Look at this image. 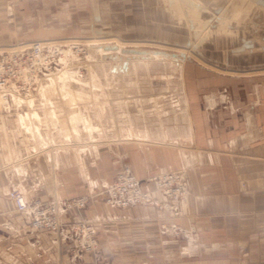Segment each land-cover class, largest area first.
<instances>
[{
  "label": "crops",
  "instance_id": "obj_1",
  "mask_svg": "<svg viewBox=\"0 0 264 264\" xmlns=\"http://www.w3.org/2000/svg\"><path fill=\"white\" fill-rule=\"evenodd\" d=\"M128 1L133 12L119 22L141 40L123 42L121 22L100 25L104 12L92 0L91 39L117 38L121 51L116 41L107 54L91 44L92 59L40 77L28 98L0 101V264L76 262L70 242L15 209L14 189L27 200L86 197L64 218L95 223L109 264H264V34L256 36L264 30L234 37L218 29L227 26L223 9L175 43L184 30L176 0ZM163 34L202 63L188 51L144 46ZM125 166L141 179L182 172L181 215L106 204L101 190ZM163 224L192 231L177 236Z\"/></svg>",
  "mask_w": 264,
  "mask_h": 264
},
{
  "label": "built area",
  "instance_id": "obj_2",
  "mask_svg": "<svg viewBox=\"0 0 264 264\" xmlns=\"http://www.w3.org/2000/svg\"><path fill=\"white\" fill-rule=\"evenodd\" d=\"M90 47L79 42H65L57 39L34 40L12 49L0 50V101L7 104L11 95L30 97L40 77L67 69L76 62L87 58ZM184 174L176 170H167L141 179L131 167L119 169L111 184L101 193L103 201L111 206L127 208L134 205L153 206L168 209L174 217L181 215L180 199L187 188ZM156 193L166 200H160ZM15 209L30 217V225L35 229L45 228L71 243L70 253L76 259L75 264H109L99 258L96 225L85 217L65 219L75 209H82L86 197H52L43 200L39 197L27 200L17 189L10 191ZM163 226L173 234H189L192 229L178 225ZM93 255L92 261L85 260Z\"/></svg>",
  "mask_w": 264,
  "mask_h": 264
},
{
  "label": "rangeland",
  "instance_id": "obj_3",
  "mask_svg": "<svg viewBox=\"0 0 264 264\" xmlns=\"http://www.w3.org/2000/svg\"><path fill=\"white\" fill-rule=\"evenodd\" d=\"M176 1L177 7L179 8V15L176 16L175 21L179 23L184 30L178 32V40L175 43L182 44V42L186 40L188 33L185 28L190 29V27L184 10L185 6L182 4L181 0ZM201 2L208 7V15L215 12L214 9L216 7L224 6L225 11L223 16H226L225 24H227V26L223 28L220 26L218 29H223L228 33L234 31L236 32L234 37L235 35H247V30L250 29L251 31L252 27H254V29L258 28L261 31L264 30V16L259 14L260 11H264V0H201ZM94 6L99 7V9L102 10V14L104 12L102 20H100V25L106 24L107 22L109 23L112 20V28H116L121 22V26L119 27L121 33L115 34H118L123 42L129 43L141 40V37H138L140 35L139 32L125 31L122 29L124 23L122 21L119 22L121 18L123 20L125 19L124 14L126 11L128 14H132L133 12L132 9L134 5H130L128 0H94ZM195 12L197 15L194 16V18L198 23H201L203 17L207 14L205 13V15L199 11ZM92 14V0H0V50L12 49V47L23 44L29 45L34 40L57 39L65 42H79L89 47L93 44L97 46L95 48L96 51L106 54L102 51L105 50V47H102V45L116 42L104 39L102 41H93V39H91L89 35L90 32L87 30V21H91ZM219 15L220 14H216V18H221ZM73 27L79 29V32H70V30L74 29ZM199 27L205 28L204 26ZM62 28L63 30H60ZM83 28L86 30H82ZM185 31L186 33H184ZM263 34L264 31L260 32V34H256V36H262ZM162 37H164V39L153 37L142 40V42L144 46L146 45L145 47L150 49H160L176 53L188 51L192 58L202 63V58L192 51V47L183 49L185 47H181L177 44L173 45L171 43L172 45H170L167 43L168 40L165 39L167 35L163 34ZM114 39L118 40V49L116 51H121V48L125 45L119 39ZM149 39H153L154 41H148ZM175 39L177 38L175 37ZM169 41L172 42L171 40ZM89 52L88 57L82 58V61L92 59V50L90 49ZM110 52L111 50L108 53ZM143 55L140 54V56ZM206 64L214 67V65Z\"/></svg>",
  "mask_w": 264,
  "mask_h": 264
},
{
  "label": "water",
  "instance_id": "obj_4",
  "mask_svg": "<svg viewBox=\"0 0 264 264\" xmlns=\"http://www.w3.org/2000/svg\"><path fill=\"white\" fill-rule=\"evenodd\" d=\"M182 4L185 6L184 10L187 16V20L189 23V26L191 28L196 27V26H204L207 27L208 25H210V23L216 18V14H220V12L224 9V6H220V7H216L214 9L215 12L210 13L209 15L207 14V12L209 11L208 7H206L204 4L197 2L195 0H181ZM195 11H199L202 12L203 14H205L206 16L203 17L202 22L198 23L196 21V19L194 18V16H196V12ZM112 48V46H109ZM116 47V46H113ZM128 51H135L136 49H125Z\"/></svg>",
  "mask_w": 264,
  "mask_h": 264
},
{
  "label": "bare ground",
  "instance_id": "obj_5",
  "mask_svg": "<svg viewBox=\"0 0 264 264\" xmlns=\"http://www.w3.org/2000/svg\"><path fill=\"white\" fill-rule=\"evenodd\" d=\"M195 1H197V0H195ZM198 2V1H197ZM220 16V15H219ZM212 24V22L210 23V25ZM190 27V26H189ZM190 29L191 30H200V29H198V26H196V27H193V28H191L190 27ZM104 40H112V41H116V42H118V40H116V39H114V38H103ZM84 42V41H83ZM124 44V43H123ZM123 44H121V45H123ZM18 45V44H17ZM125 45V44H124ZM102 47H105L104 49L105 50H102L104 53H108L110 50H109V48L108 47H106L105 46V44L104 45H102ZM157 56H162L161 54H159V53H155ZM155 55V56H156ZM107 56V55H106ZM158 58V57H157Z\"/></svg>",
  "mask_w": 264,
  "mask_h": 264
}]
</instances>
